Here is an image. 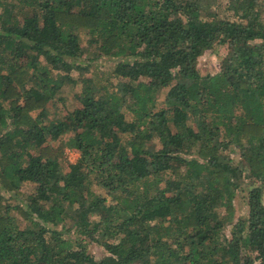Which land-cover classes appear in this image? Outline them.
I'll return each mask as SVG.
<instances>
[{"label": "trees", "instance_id": "trees-1", "mask_svg": "<svg viewBox=\"0 0 264 264\" xmlns=\"http://www.w3.org/2000/svg\"><path fill=\"white\" fill-rule=\"evenodd\" d=\"M221 1L0 0V264H264V0Z\"/></svg>", "mask_w": 264, "mask_h": 264}, {"label": "rangeland", "instance_id": "rangeland-1", "mask_svg": "<svg viewBox=\"0 0 264 264\" xmlns=\"http://www.w3.org/2000/svg\"><path fill=\"white\" fill-rule=\"evenodd\" d=\"M226 2L227 0L221 1V3H217L218 6H220V9L223 10V13L228 16L232 17V19H238L235 18L233 13L230 11L225 10L226 8ZM225 51V46L218 45L214 49H208L199 59L198 61V69L202 75L206 74H214L219 70V63H220V55L223 54ZM117 62L116 58H110V57H102L95 61L92 69L90 71L86 72V76H90L91 74L96 73L97 78L104 80V77H107L110 73V71L113 69ZM75 75L78 74V71L74 72ZM72 99V95H71ZM81 106L79 102L76 103L75 107ZM52 116V115H51ZM156 147H159V144H156ZM67 158L70 160V157L72 156V159H76L78 156H80V153L78 150L75 149H69L67 148L65 150ZM230 155L234 157V159L237 160L238 156L236 152L229 151ZM71 161V160H70ZM23 189L27 192L32 191L34 189L33 184L26 182L23 184ZM236 214L237 216H245L247 214L245 206H242L240 200L237 199L236 201ZM89 250L95 254L96 257H102L104 254L103 248L96 244L92 243L89 247Z\"/></svg>", "mask_w": 264, "mask_h": 264}, {"label": "built area", "instance_id": "built-area-1", "mask_svg": "<svg viewBox=\"0 0 264 264\" xmlns=\"http://www.w3.org/2000/svg\"><path fill=\"white\" fill-rule=\"evenodd\" d=\"M79 157V156H78ZM77 157V158H78ZM77 158L76 159H72V156L70 157V160L72 161V162H75L76 160H77Z\"/></svg>", "mask_w": 264, "mask_h": 264}]
</instances>
